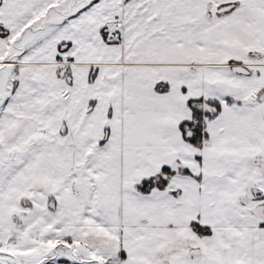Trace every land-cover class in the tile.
<instances>
[{"label": "snow or ice", "instance_id": "1", "mask_svg": "<svg viewBox=\"0 0 264 264\" xmlns=\"http://www.w3.org/2000/svg\"><path fill=\"white\" fill-rule=\"evenodd\" d=\"M0 264H264V0H0Z\"/></svg>", "mask_w": 264, "mask_h": 264}]
</instances>
